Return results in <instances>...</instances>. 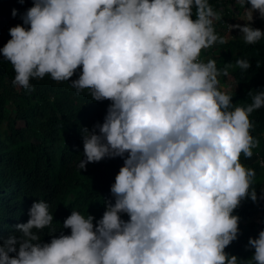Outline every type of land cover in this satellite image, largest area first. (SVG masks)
<instances>
[{"label": "clouds", "instance_id": "9594fccd", "mask_svg": "<svg viewBox=\"0 0 264 264\" xmlns=\"http://www.w3.org/2000/svg\"><path fill=\"white\" fill-rule=\"evenodd\" d=\"M235 2L247 22L229 32L256 44L264 31L251 22L254 11L264 18V0ZM20 18L0 47L13 84L31 91V79L68 81L79 68L77 93L111 103L102 123L81 128L78 168L106 157L124 162L110 187L114 204L104 201L95 225L91 214L72 210L62 225L68 235H53L49 203L29 193V219L15 225L20 235L0 236V264H242L225 248L238 238L234 209L258 199L255 171L240 158L259 145L249 117L264 106V89L234 105L218 79L233 65L201 59L203 49L227 43L209 0H33ZM44 229L49 242L41 241ZM248 246L255 251L243 264H264V229Z\"/></svg>", "mask_w": 264, "mask_h": 264}, {"label": "trees", "instance_id": "16d2710c", "mask_svg": "<svg viewBox=\"0 0 264 264\" xmlns=\"http://www.w3.org/2000/svg\"><path fill=\"white\" fill-rule=\"evenodd\" d=\"M209 3L222 16V20L215 23V29L226 27L224 13L227 7L234 8L235 0H209ZM32 4L33 0L23 3L0 0V47L10 39L9 28L23 24L20 14ZM12 9L17 10L15 17L11 15ZM225 37L226 44L217 43L203 49L201 54L217 50L214 60L218 69L233 65L228 74L233 76L234 88L228 93L234 105L246 106V102L247 105L252 102L249 91L264 88V38L247 45L241 36ZM237 59L249 60V69L236 67ZM80 71L78 68L73 77L62 82L47 75L42 79H31L32 90L29 91L13 84L14 69L0 55V236L4 238L10 234L18 237L20 233L15 225L29 219L32 205L29 193L36 194L37 201L49 203L53 226L57 228L53 235L56 236L61 232L70 234V229L62 225L72 210L85 216L91 214L95 225L105 211L104 201L115 202L110 187L123 165V158L106 157L99 162L87 163L85 169L78 168L80 160L85 159L81 128L91 130L94 124L102 123L111 103L109 100H92L88 90L77 93L71 81L78 78ZM225 77H218L222 91L221 82ZM260 110L263 112L264 106ZM261 111L259 114L255 110L249 117L253 123L250 134L259 140V145L253 149V158L241 155V162L255 171L253 188L258 199L253 202L245 198L234 209L233 214L239 217L238 238L225 248L226 253L236 255L242 264L255 251L248 246L249 237L256 238L264 229V114ZM96 131L98 133V129ZM120 216L125 221L129 219L126 213ZM40 235L42 242L51 239L47 229L41 230Z\"/></svg>", "mask_w": 264, "mask_h": 264}, {"label": "rangeland", "instance_id": "374dc122", "mask_svg": "<svg viewBox=\"0 0 264 264\" xmlns=\"http://www.w3.org/2000/svg\"><path fill=\"white\" fill-rule=\"evenodd\" d=\"M244 7L245 8H250L251 6H250V4H248L246 2ZM231 8H233V7H230V8L227 7L226 8V13H225V15H226V27L220 26L221 28L219 27L217 29V31H216L218 34L221 32L220 33V34H222L221 36H223V35L228 36V35H231V34L240 36V32H239L238 29L233 28L229 32L228 25H233V24H241V25H243L245 22H247L244 8H242L236 2L234 4V8L233 9H231ZM251 24H252V27H254V28H259L261 30H264V18H261V16L259 15L258 11H254L253 12V21L251 22ZM215 52H217V50L216 51L213 50V51L209 52L208 54H201V59L205 60V61H207L210 58L211 59H215L216 56H217V53H215ZM221 86L224 89V91L228 92V91L232 90L234 88L233 76L228 74L225 77V79H223V82H221Z\"/></svg>", "mask_w": 264, "mask_h": 264}, {"label": "bare ground", "instance_id": "6f19581e", "mask_svg": "<svg viewBox=\"0 0 264 264\" xmlns=\"http://www.w3.org/2000/svg\"><path fill=\"white\" fill-rule=\"evenodd\" d=\"M217 2V1H216ZM221 2V1H220ZM214 3V2H213ZM223 11V10H222ZM225 14V13H224ZM233 18V17H232ZM233 20V19H232ZM236 20V19H235ZM236 22V21H235ZM238 23V22H237ZM219 25V24H218ZM218 28V27H217ZM221 28V27H220ZM222 30V29H221ZM217 31V30H216ZM221 33V32H220ZM219 33V34H220ZM221 35V34H220ZM248 45V44H247ZM216 46V45H215ZM229 46V45H228ZM252 49V48H251ZM206 51V50H205ZM216 51V50H215ZM222 52V51H221ZM224 52V51H223ZM229 52V51H228ZM214 53V52H213ZM215 53H217V52H215ZM244 53H245V51H244ZM220 54V53H219ZM218 55V54H217ZM240 56V55H239ZM246 57V56H245ZM253 57H254V55H253ZM247 58V57H246ZM229 63V62H228ZM257 65V64H256ZM260 65V64H259ZM264 69V68H263ZM231 75V74H230ZM222 76V75H221ZM220 80V79H219ZM231 81V80H230ZM236 83V82H235ZM238 85V84H237ZM220 86V85H219ZM240 87V86H239ZM237 88V87H236ZM257 90H258V88H256ZM264 89V88H263ZM234 94V93H233ZM244 103H245V101H244ZM246 105H247V102H246ZM261 111V110H260ZM259 111V109H258V113L260 112ZM262 112V111H261ZM264 112V111H263ZM261 113V114H264V113ZM257 113V112H256ZM255 113V114H256ZM260 114V113H259ZM254 115V114H253ZM250 116H252V115H250ZM256 120V119H255ZM258 122H260V121H258ZM258 136V135H257ZM262 145V144H261ZM261 148V147H260ZM253 151V150H252ZM254 153V152H253ZM259 154V153H258ZM261 156V155H260ZM251 158H253V157H251ZM241 159V158H240ZM256 159V158H255ZM242 161V160H241ZM245 162V161H244ZM251 164V163H250ZM245 165V164H244ZM254 167H255V165H254ZM46 173V172H45ZM49 173V172H48ZM258 174V173H257ZM48 180V179H47ZM45 181V180H44ZM45 189V188H44ZM43 189V190H44ZM44 191H47V190H44ZM43 192V191H42ZM249 200H251L250 198H249ZM125 215V214H124Z\"/></svg>", "mask_w": 264, "mask_h": 264}]
</instances>
